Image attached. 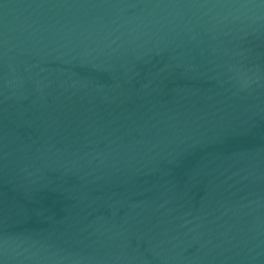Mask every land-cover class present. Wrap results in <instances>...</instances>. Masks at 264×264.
<instances>
[{
    "label": "water",
    "instance_id": "obj_1",
    "mask_svg": "<svg viewBox=\"0 0 264 264\" xmlns=\"http://www.w3.org/2000/svg\"><path fill=\"white\" fill-rule=\"evenodd\" d=\"M0 127L264 165V0H0Z\"/></svg>",
    "mask_w": 264,
    "mask_h": 264
}]
</instances>
